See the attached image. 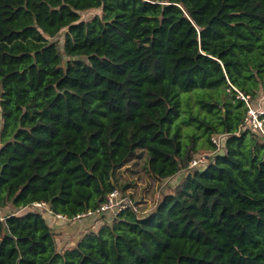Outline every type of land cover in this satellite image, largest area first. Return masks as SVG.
I'll use <instances>...</instances> for the list:
<instances>
[{
	"label": "trees",
	"instance_id": "trees-1",
	"mask_svg": "<svg viewBox=\"0 0 264 264\" xmlns=\"http://www.w3.org/2000/svg\"><path fill=\"white\" fill-rule=\"evenodd\" d=\"M238 92L264 111V0H0V264H264ZM143 155L170 188L150 211L72 220Z\"/></svg>",
	"mask_w": 264,
	"mask_h": 264
},
{
	"label": "rangeland",
	"instance_id": "rangeland-1",
	"mask_svg": "<svg viewBox=\"0 0 264 264\" xmlns=\"http://www.w3.org/2000/svg\"><path fill=\"white\" fill-rule=\"evenodd\" d=\"M95 12L96 11L84 12L81 15V19L88 20L93 17ZM62 37L63 34L55 39L60 45L63 43ZM143 166L144 155L143 158L142 156H133L129 162L116 171V176L118 183L125 186L122 193L131 199L130 201L137 206L140 212L146 213L154 207L164 193H167L170 188L168 185L164 186L166 182L160 187L161 183L150 178L148 174L145 173ZM91 225V223L86 224L84 229H87ZM75 240V238H70V245L73 244Z\"/></svg>",
	"mask_w": 264,
	"mask_h": 264
},
{
	"label": "built area",
	"instance_id": "built-area-1",
	"mask_svg": "<svg viewBox=\"0 0 264 264\" xmlns=\"http://www.w3.org/2000/svg\"><path fill=\"white\" fill-rule=\"evenodd\" d=\"M238 98H240L247 107L248 115L246 117V122L249 124V126L252 129L259 131L264 136V119H263L264 111L259 108L258 106L259 104L253 105L247 96H244L239 92H238ZM223 137L224 135L212 137L211 141L213 144L216 145L217 149L221 147V142ZM204 163H205V156L200 155L197 158H194L190 162L189 166L196 167ZM130 200L131 199H127V197H122L117 189L113 190L105 197V202L102 205H100L97 209L88 210L85 213L76 215L75 217L72 218V220H77L85 217H97L105 213H111V215L115 216L120 211L126 209L129 206H131L134 211L139 212L137 206L134 203H132ZM31 207L43 209L48 215H54L56 218L59 219H65L64 216L53 214L52 211L48 209L45 203H33Z\"/></svg>",
	"mask_w": 264,
	"mask_h": 264
},
{
	"label": "crops",
	"instance_id": "crops-1",
	"mask_svg": "<svg viewBox=\"0 0 264 264\" xmlns=\"http://www.w3.org/2000/svg\"><path fill=\"white\" fill-rule=\"evenodd\" d=\"M0 127H1V120H0ZM55 227H57V226H55ZM60 228L61 229H59V232H58L59 233L58 239L61 238V241H62L61 243H62L63 247L70 245V243H69L70 238H74L72 236H75V238H76V235L78 234V232L76 231V233L73 234V229H69L67 227H61V226H60ZM82 229L80 230L81 232L83 231Z\"/></svg>",
	"mask_w": 264,
	"mask_h": 264
}]
</instances>
